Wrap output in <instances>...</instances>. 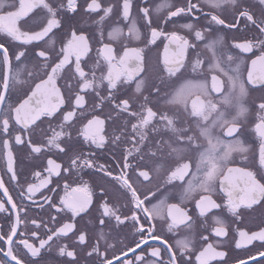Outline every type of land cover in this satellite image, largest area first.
Returning a JSON list of instances; mask_svg holds the SVG:
<instances>
[{"label": "snow or ice", "instance_id": "1", "mask_svg": "<svg viewBox=\"0 0 264 264\" xmlns=\"http://www.w3.org/2000/svg\"><path fill=\"white\" fill-rule=\"evenodd\" d=\"M249 261L264 0H0V264Z\"/></svg>", "mask_w": 264, "mask_h": 264}, {"label": "flooded vegetation", "instance_id": "2", "mask_svg": "<svg viewBox=\"0 0 264 264\" xmlns=\"http://www.w3.org/2000/svg\"><path fill=\"white\" fill-rule=\"evenodd\" d=\"M104 2H107V0H104ZM154 3H159L160 0H153ZM13 196H15V192L12 193ZM250 227H252L253 225H249ZM149 244H159V241H152V240H149ZM140 250L137 249V252H139ZM230 254L232 256H240V257H245L247 256V252L245 250H232L231 248V245H230ZM132 257V253H129V257L128 258H131ZM249 264H252L251 261H249Z\"/></svg>", "mask_w": 264, "mask_h": 264}]
</instances>
